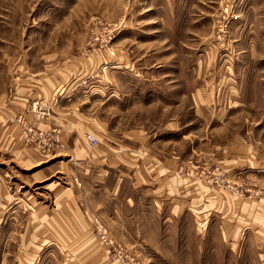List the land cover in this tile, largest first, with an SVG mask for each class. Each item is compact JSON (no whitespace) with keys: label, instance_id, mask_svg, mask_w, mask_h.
<instances>
[{"label":"rangeland","instance_id":"obj_1","mask_svg":"<svg viewBox=\"0 0 264 264\" xmlns=\"http://www.w3.org/2000/svg\"><path fill=\"white\" fill-rule=\"evenodd\" d=\"M9 101L21 146L55 158L0 157V264H264V0H0V113ZM21 119L64 147L28 143ZM67 120L94 157L125 155L68 165ZM71 183L89 197L73 214Z\"/></svg>","mask_w":264,"mask_h":264},{"label":"crops","instance_id":"obj_2","mask_svg":"<svg viewBox=\"0 0 264 264\" xmlns=\"http://www.w3.org/2000/svg\"><path fill=\"white\" fill-rule=\"evenodd\" d=\"M35 79H39L42 80L41 81V86L42 88H47L51 91L50 86L52 87L53 84L55 83V87L58 85L59 79L60 81L62 80V83L64 84V88L66 87L67 89L70 88V84L68 83L67 79H65V77H63L62 74H55V76L53 77H47L45 78L43 74H37L35 75ZM53 79V80H52ZM57 83V84H56ZM21 101V102H20ZM7 104H9V109L8 106L4 107L3 110H6L7 112L1 111L0 113V157L1 156H10L9 159L10 160H16L19 161L20 163H23L24 165L27 166H33V165H42L44 163L49 162V160L55 158V157H46L42 154H40L39 152L33 151V150H29V149H24L21 146V142L18 138V130L17 127L15 125L16 122V114L13 116L11 114V107L12 106L11 102H5ZM16 106L21 105L23 106L24 103H22V99L19 98V100L17 102H15ZM20 106V107H21ZM67 123L64 124L67 128V133L65 134L66 138L68 139V142L70 143V140L78 145L75 146L74 149H71L72 151H68L67 155H68V159H67V163L69 164H75L76 161L81 162V166L83 168H88L90 167L91 163H101V161H103L106 157H108L109 155L112 156V154H114L115 156H118L119 153H123L125 155V152H119L117 151L114 152L113 149H107L104 148V150H101L102 152L97 154V157H94L93 154L91 153V150H89L86 146H85V140H83V136L80 135L78 132H72L74 130V125L75 122L71 121V120H67ZM84 142H83V141ZM67 141V140H66ZM67 142V143H68ZM89 143V141H87ZM69 147V146H68ZM71 147V146H70ZM143 152H139V155H141L142 157H146L149 161V172L150 174H152V178L154 179V181H167L169 180L170 183H174V186H179V189H182V184H177L175 180H177V168H175L176 166L174 165L175 162H170L169 161L166 162V164L163 165V162L158 161V159L155 156H148V151L144 150V148L141 149ZM70 158V159H69ZM74 161V162H72ZM174 165V166H173ZM102 170V169H101ZM99 170V173L100 171ZM97 171V170H96ZM181 171V170H180ZM82 173H86L81 171ZM91 172V171H90ZM36 173H39V171H37ZM168 183V184H170ZM176 183V184H175ZM83 185V184H82ZM171 185V184H170ZM118 187L116 188V191ZM179 190V191H180ZM181 192V191H180ZM182 194L180 193L179 198H177L176 200V208L179 210L182 209H186V194L185 196H181ZM63 196H66V200H62L64 202H62V205L65 206V208H67V211L70 213L74 212V210H76V207L78 206L79 208H85V200L89 201V197L87 196V186L86 184H84L83 189H78L76 188L73 183H71V187L67 188V191L63 194ZM184 200V202L182 203V201ZM59 202V205L61 206V200H57ZM66 201V202H65ZM87 204V203H86ZM93 205V204H92ZM96 205V204H95ZM99 206L101 207V205L99 204ZM102 211V210H101ZM88 212V211H86ZM73 214V213H72ZM104 215L106 216V214L104 213ZM91 217L90 214H87L84 216L83 218V222H87V218ZM102 216V215H101ZM70 219H72L74 222H76L75 216H68ZM103 217V216H102ZM92 218V217H91ZM113 219H115L116 222L120 223V216L119 215H114L112 217ZM198 219H204V216L201 215L198 216ZM201 221V220H199ZM232 231H229V234H231ZM142 253V259L144 261V264H157L155 259L152 258V256L149 253H145V252H141Z\"/></svg>","mask_w":264,"mask_h":264},{"label":"built area","instance_id":"obj_3","mask_svg":"<svg viewBox=\"0 0 264 264\" xmlns=\"http://www.w3.org/2000/svg\"><path fill=\"white\" fill-rule=\"evenodd\" d=\"M37 119V121L41 122L43 116H38ZM19 122L24 125L25 136H33L32 139L27 138L28 143L37 144L38 148H42L44 151L48 152L64 147L62 144V140L56 130H43L40 127H34L31 125L28 126L25 124V121L23 119L19 120ZM88 140L93 146L97 145L98 143V139L94 136H88ZM46 141L49 143H45ZM134 264L139 263L134 262Z\"/></svg>","mask_w":264,"mask_h":264}]
</instances>
